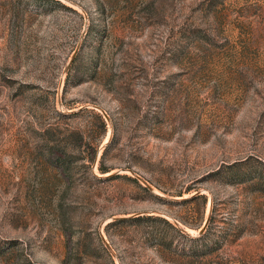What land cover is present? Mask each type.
Listing matches in <instances>:
<instances>
[{
	"label": "rangeland",
	"instance_id": "374dc122",
	"mask_svg": "<svg viewBox=\"0 0 264 264\" xmlns=\"http://www.w3.org/2000/svg\"><path fill=\"white\" fill-rule=\"evenodd\" d=\"M0 264H264V0H0Z\"/></svg>",
	"mask_w": 264,
	"mask_h": 264
},
{
	"label": "trees",
	"instance_id": "16d2710c",
	"mask_svg": "<svg viewBox=\"0 0 264 264\" xmlns=\"http://www.w3.org/2000/svg\"><path fill=\"white\" fill-rule=\"evenodd\" d=\"M107 122L106 121H101V126H102V131L103 135L106 134L107 131ZM64 153V152H63ZM67 155L65 156L62 155L61 151L55 149L54 147H49V156H48V161L55 166L56 168L60 169L63 171L66 175H68V159L66 158ZM196 199V196L192 197L189 201H192ZM207 202V198H204V205Z\"/></svg>",
	"mask_w": 264,
	"mask_h": 264
}]
</instances>
